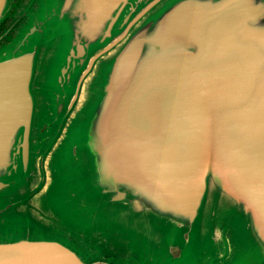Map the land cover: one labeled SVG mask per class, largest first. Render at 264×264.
<instances>
[{
    "label": "water",
    "instance_id": "95a60500",
    "mask_svg": "<svg viewBox=\"0 0 264 264\" xmlns=\"http://www.w3.org/2000/svg\"><path fill=\"white\" fill-rule=\"evenodd\" d=\"M19 16L0 47V264H264V0Z\"/></svg>",
    "mask_w": 264,
    "mask_h": 264
},
{
    "label": "flooded vegetation",
    "instance_id": "af4514ba",
    "mask_svg": "<svg viewBox=\"0 0 264 264\" xmlns=\"http://www.w3.org/2000/svg\"><path fill=\"white\" fill-rule=\"evenodd\" d=\"M14 6L9 16H7L0 24V47L9 41V36L16 33L17 26L21 25L22 18L20 12L27 0H14Z\"/></svg>",
    "mask_w": 264,
    "mask_h": 264
},
{
    "label": "rangeland",
    "instance_id": "374dc122",
    "mask_svg": "<svg viewBox=\"0 0 264 264\" xmlns=\"http://www.w3.org/2000/svg\"><path fill=\"white\" fill-rule=\"evenodd\" d=\"M20 234L17 237H20ZM23 235H25V234H23ZM32 236L38 237V238H56V239H60L62 235H60L59 233H53L52 231H40V232H36ZM190 260H193V256H189L187 254L186 258L184 260H182L181 262H179L178 264H190Z\"/></svg>",
    "mask_w": 264,
    "mask_h": 264
}]
</instances>
